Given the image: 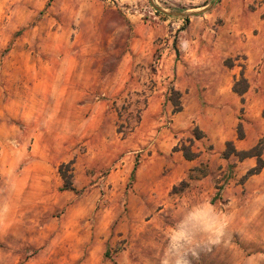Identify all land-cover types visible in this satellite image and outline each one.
<instances>
[{
	"label": "rangeland",
	"instance_id": "1",
	"mask_svg": "<svg viewBox=\"0 0 264 264\" xmlns=\"http://www.w3.org/2000/svg\"><path fill=\"white\" fill-rule=\"evenodd\" d=\"M262 137L264 0H0V264H158L201 198L230 224L189 264H264V168L223 156Z\"/></svg>",
	"mask_w": 264,
	"mask_h": 264
},
{
	"label": "clouds",
	"instance_id": "2",
	"mask_svg": "<svg viewBox=\"0 0 264 264\" xmlns=\"http://www.w3.org/2000/svg\"><path fill=\"white\" fill-rule=\"evenodd\" d=\"M229 214L201 198L181 202L173 222L164 233L158 264H189L188 254L196 247H214L225 242Z\"/></svg>",
	"mask_w": 264,
	"mask_h": 264
},
{
	"label": "trees",
	"instance_id": "3",
	"mask_svg": "<svg viewBox=\"0 0 264 264\" xmlns=\"http://www.w3.org/2000/svg\"><path fill=\"white\" fill-rule=\"evenodd\" d=\"M249 88V84L244 77H241L237 80L233 86V90L243 96ZM180 93L178 91L173 90L169 100L175 106L176 111L181 110L180 106ZM139 122V118L136 124ZM134 126L125 125L124 123H120L117 131L122 133L123 136H126L129 132L133 131ZM238 138L243 139L244 133L242 129V125L239 124L238 126ZM179 150L183 152V155L186 159H195L198 154L192 151L191 146L182 145ZM263 151H264V137H262L252 148L249 150H237L231 141L227 142L226 149L223 153L225 158H229L231 156H236L239 160H244L245 158H256V166L253 167L251 170L248 171V176L259 174L262 169L264 168V158H263ZM72 169L70 168V164H62L60 166L59 172L62 176L64 181L63 187L61 190H74L73 182H72ZM70 172V173H69ZM185 183H181L183 187Z\"/></svg>",
	"mask_w": 264,
	"mask_h": 264
}]
</instances>
